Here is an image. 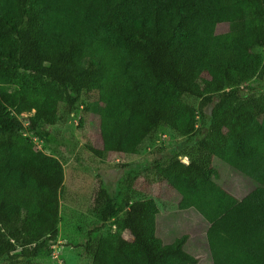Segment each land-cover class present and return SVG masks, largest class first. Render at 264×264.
Masks as SVG:
<instances>
[{
    "label": "trees",
    "instance_id": "16d2710c",
    "mask_svg": "<svg viewBox=\"0 0 264 264\" xmlns=\"http://www.w3.org/2000/svg\"><path fill=\"white\" fill-rule=\"evenodd\" d=\"M83 97L100 119L98 158L180 135L128 177L152 171L206 219L213 264H264V0H0V264L58 245L65 169L33 138H49L62 104L73 120ZM217 163L257 187L235 197ZM97 186L82 264L198 263L188 236L158 237L156 201ZM117 215L132 239H94Z\"/></svg>",
    "mask_w": 264,
    "mask_h": 264
},
{
    "label": "rangeland",
    "instance_id": "374dc122",
    "mask_svg": "<svg viewBox=\"0 0 264 264\" xmlns=\"http://www.w3.org/2000/svg\"><path fill=\"white\" fill-rule=\"evenodd\" d=\"M228 29L229 25L222 23L217 32L226 33ZM250 85L256 87L258 81H252ZM92 101L93 98L83 97L77 116L70 122L63 119L62 104L61 119L49 128V138L44 141L33 138L38 149L55 155L65 169L58 245L53 248L52 257L34 260L33 264L83 263L82 256L88 232L97 222L93 203L100 179L111 191L128 194L133 202L156 201L159 208L158 237L169 244L177 238L188 236L185 248L197 258V264H213L207 242L209 223L206 219L194 208L181 209L179 194L152 171L138 173L136 178L127 175L130 171L133 174L134 171L140 172L141 168H145L147 161L156 158L159 147L171 148L182 140V137L170 128H164L159 139L153 137L144 141L136 155L119 157L110 154L98 158L91 151V148H102L100 119L92 108ZM185 101L198 105L196 101L187 98ZM27 116L23 115L24 118ZM217 167L219 184L235 197L242 199L257 187L254 181L232 167L222 163H217ZM121 218L122 215L111 218L104 228L94 235V239L122 235L131 240L130 233L118 227Z\"/></svg>",
    "mask_w": 264,
    "mask_h": 264
},
{
    "label": "water",
    "instance_id": "95a60500",
    "mask_svg": "<svg viewBox=\"0 0 264 264\" xmlns=\"http://www.w3.org/2000/svg\"><path fill=\"white\" fill-rule=\"evenodd\" d=\"M184 162H185V163H188V161H187V160H184Z\"/></svg>",
    "mask_w": 264,
    "mask_h": 264
},
{
    "label": "built area",
    "instance_id": "2783aa9c",
    "mask_svg": "<svg viewBox=\"0 0 264 264\" xmlns=\"http://www.w3.org/2000/svg\"><path fill=\"white\" fill-rule=\"evenodd\" d=\"M53 248H56V246H55V247H53Z\"/></svg>",
    "mask_w": 264,
    "mask_h": 264
},
{
    "label": "crops",
    "instance_id": "0c3cea01",
    "mask_svg": "<svg viewBox=\"0 0 264 264\" xmlns=\"http://www.w3.org/2000/svg\"><path fill=\"white\" fill-rule=\"evenodd\" d=\"M128 240H130V239H128Z\"/></svg>",
    "mask_w": 264,
    "mask_h": 264
}]
</instances>
